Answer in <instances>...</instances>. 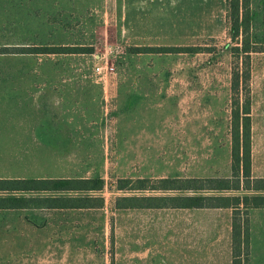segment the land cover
<instances>
[{
    "label": "rangeland",
    "instance_id": "1",
    "mask_svg": "<svg viewBox=\"0 0 264 264\" xmlns=\"http://www.w3.org/2000/svg\"><path fill=\"white\" fill-rule=\"evenodd\" d=\"M30 2V16H0V42L22 43L25 24L24 51L30 50L29 63L1 60L0 70L15 65L31 73L29 131L22 133L16 112L3 118L0 106V176L101 179L100 191L33 194L88 195L103 205L0 210V264L192 261L174 247L187 213L113 207L117 197L150 194L119 192V179L229 176L233 43L226 0H183L182 15L158 17L167 18L158 24L168 38L155 46L130 37L133 26L124 31L118 0ZM249 12L253 42L264 48V0H249ZM191 47L198 51H186ZM250 74L251 176L263 178L264 52L251 54ZM242 217L241 263L264 264V209ZM213 258L214 264L232 262L226 253Z\"/></svg>",
    "mask_w": 264,
    "mask_h": 264
},
{
    "label": "trees",
    "instance_id": "2",
    "mask_svg": "<svg viewBox=\"0 0 264 264\" xmlns=\"http://www.w3.org/2000/svg\"><path fill=\"white\" fill-rule=\"evenodd\" d=\"M228 37L232 41L231 72H230V172L229 179L206 178L201 180H186L183 178H162L117 180L116 190L119 192L142 191H174L184 192L196 190H234V191H264V178L251 176V117L250 107V72L251 54L264 52L253 42L250 28L249 0H226ZM179 49V48H175ZM190 53H196L197 48H185ZM150 181V182H149ZM155 181V182H154ZM136 184L132 186V184ZM150 183V184H149ZM104 185L101 179L78 180H26L0 179V210H18L29 208L47 209H92L101 208L102 198L88 195L76 197L65 196H34L38 192H68L86 194L100 191ZM80 193V194H81ZM94 204V202H98ZM114 209L137 208H231L232 209V262L242 264L240 246L245 239L246 223L242 214L250 209H264V195L243 196H121L115 199Z\"/></svg>",
    "mask_w": 264,
    "mask_h": 264
},
{
    "label": "crops",
    "instance_id": "3",
    "mask_svg": "<svg viewBox=\"0 0 264 264\" xmlns=\"http://www.w3.org/2000/svg\"><path fill=\"white\" fill-rule=\"evenodd\" d=\"M30 0H0V16H16L31 14ZM119 14L124 19V31H129L132 26L134 40H141L142 46H152L156 40H165L168 38V29L165 26H159L158 22L167 23V18L162 19L159 16H168L175 13L183 14V0H118ZM29 22V19H28ZM136 29H140L139 31ZM127 30V31H126ZM20 34V32H19ZM25 24L22 25V43L11 45L0 42V61H12L18 67L17 63L25 58L29 63L30 50L24 51ZM26 35L28 36V47L30 39L29 24L26 26ZM2 43V44H1ZM22 44V45H21ZM163 46H167L164 42ZM159 45V44H155ZM154 45V46H155ZM22 48V49H20ZM12 70H0V106L3 109V118H10L14 112L18 116V127L25 134V128L30 129V105H31V73L30 70H19L16 66ZM13 112V113H12ZM27 118L25 119V114ZM6 126L11 123L6 121ZM19 130V131H20ZM225 177H183L186 180H201L206 178ZM179 178V177H162ZM160 178V179H162ZM264 178V177H263ZM0 179H25L24 177L6 176ZM150 194L141 196H173L174 191H142ZM141 192V193H142ZM234 190H185L182 195L187 196H237ZM264 193V191H263ZM118 210V209H117ZM132 210V209H119ZM137 211H184L187 213L185 221L182 223L183 229L178 230L175 235L176 253L183 256H192L189 262L185 264H214L215 255L224 253L232 256V209L231 208H137ZM186 228V229H185ZM160 246H163L160 243ZM183 263V264H184ZM228 264H231L230 262Z\"/></svg>",
    "mask_w": 264,
    "mask_h": 264
}]
</instances>
